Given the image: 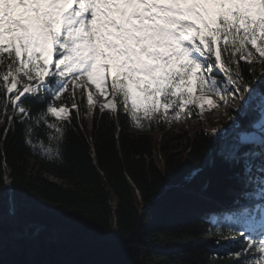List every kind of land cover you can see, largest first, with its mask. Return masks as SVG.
Instances as JSON below:
<instances>
[{
	"label": "snow or ice",
	"instance_id": "1",
	"mask_svg": "<svg viewBox=\"0 0 264 264\" xmlns=\"http://www.w3.org/2000/svg\"><path fill=\"white\" fill-rule=\"evenodd\" d=\"M242 60L264 87L251 64L264 69V0H0L3 133L19 127L30 151L55 163L80 116L77 89L90 112L97 105L89 85L104 97L110 91L101 112L122 110L139 130L182 122V114L186 121L204 103L219 107L211 94L224 105L242 100L247 123L234 121L233 143L220 157L232 182L225 228L243 237L228 256L264 264V96L257 102L244 82ZM0 195L17 200L14 190Z\"/></svg>",
	"mask_w": 264,
	"mask_h": 264
},
{
	"label": "trees",
	"instance_id": "2",
	"mask_svg": "<svg viewBox=\"0 0 264 264\" xmlns=\"http://www.w3.org/2000/svg\"><path fill=\"white\" fill-rule=\"evenodd\" d=\"M260 63L251 62L256 77ZM240 67L258 102L264 87L245 61ZM79 91L80 116L55 163L33 154L19 127L5 135L0 119V194L17 195L12 213L0 195V264H232L243 237L229 235L222 218L212 225L207 212L220 216L213 202L229 201L230 168L220 157L234 121L247 123L242 103L211 128L173 132L172 120L139 130L122 110L113 116L96 104L90 112Z\"/></svg>",
	"mask_w": 264,
	"mask_h": 264
},
{
	"label": "rangeland",
	"instance_id": "3",
	"mask_svg": "<svg viewBox=\"0 0 264 264\" xmlns=\"http://www.w3.org/2000/svg\"><path fill=\"white\" fill-rule=\"evenodd\" d=\"M89 90L93 93V100L99 107L100 105L106 103L107 100L111 99L110 91H109V95L107 97H104V96H101L96 91L95 87L92 85H89ZM193 99L195 100V96L193 97ZM211 100L216 104H220V106L210 107L207 103H204L202 113L197 114L196 117H191L190 119H187L186 121H183V114H182V122H177L176 120H173L170 123V126L172 128L171 130L173 132H181V131L192 132V130H195L199 126L211 128L212 124H218L220 121H223L224 119L227 118L228 109L236 108L239 106L240 103H242V100H239V99L237 100L229 99L228 104L224 105L222 102H220L219 96L215 94H211ZM201 102L202 101H197V103H201ZM151 136L155 140H159L161 135L156 131H152ZM8 207H9V203H8ZM11 210H14V208L11 209V207H9V212H11ZM208 221L212 225L216 223L215 217L213 214L209 216Z\"/></svg>",
	"mask_w": 264,
	"mask_h": 264
},
{
	"label": "water",
	"instance_id": "4",
	"mask_svg": "<svg viewBox=\"0 0 264 264\" xmlns=\"http://www.w3.org/2000/svg\"><path fill=\"white\" fill-rule=\"evenodd\" d=\"M12 205V202L11 201H9V207H11V209H13V205ZM9 207H8V211H9ZM13 210H11V212H12Z\"/></svg>",
	"mask_w": 264,
	"mask_h": 264
},
{
	"label": "bare ground",
	"instance_id": "5",
	"mask_svg": "<svg viewBox=\"0 0 264 264\" xmlns=\"http://www.w3.org/2000/svg\"><path fill=\"white\" fill-rule=\"evenodd\" d=\"M9 191H10V188H9ZM13 212V211H12ZM12 212H9V213H12Z\"/></svg>",
	"mask_w": 264,
	"mask_h": 264
}]
</instances>
